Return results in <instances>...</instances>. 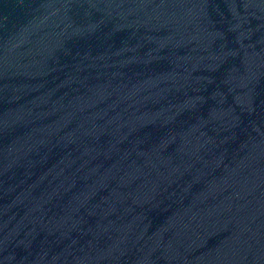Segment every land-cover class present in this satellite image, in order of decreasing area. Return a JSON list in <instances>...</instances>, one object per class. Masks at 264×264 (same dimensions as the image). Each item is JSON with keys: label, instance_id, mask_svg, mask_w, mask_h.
Masks as SVG:
<instances>
[{"label": "water", "instance_id": "water-1", "mask_svg": "<svg viewBox=\"0 0 264 264\" xmlns=\"http://www.w3.org/2000/svg\"><path fill=\"white\" fill-rule=\"evenodd\" d=\"M0 264H264V0H0Z\"/></svg>", "mask_w": 264, "mask_h": 264}]
</instances>
